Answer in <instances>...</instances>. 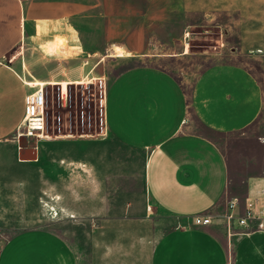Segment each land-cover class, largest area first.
<instances>
[{
	"label": "crops",
	"instance_id": "crops-1",
	"mask_svg": "<svg viewBox=\"0 0 264 264\" xmlns=\"http://www.w3.org/2000/svg\"><path fill=\"white\" fill-rule=\"evenodd\" d=\"M83 18L0 0V264H83L84 253L87 264H132V237L142 246L141 256L149 246L148 264H264V227L251 221L246 228L236 218L230 223L224 218L232 199L238 200L231 211L237 218L245 215L247 201L264 199V147L258 141L263 125L255 139V126L264 117V85L246 66L204 69L192 84L189 103L181 83L154 64L130 66L109 81L107 126L143 157V195L139 200L126 195L117 214L106 203L100 215L93 162L89 184L82 153L42 152L41 140L55 144L61 135L36 143L18 137L24 98L33 91L27 84L61 91L58 83L83 79V58L98 56L87 37L97 33L100 21L92 19L89 32ZM188 110L203 131L195 130ZM208 133L243 136L229 145ZM19 143L27 147L21 151ZM195 216H209L211 224L196 226ZM164 218L175 219L176 226L159 234L152 224ZM40 221L75 223V242L67 233L35 228ZM146 225L149 234H139ZM11 226L16 231L7 236Z\"/></svg>",
	"mask_w": 264,
	"mask_h": 264
},
{
	"label": "rangeland",
	"instance_id": "rangeland-1",
	"mask_svg": "<svg viewBox=\"0 0 264 264\" xmlns=\"http://www.w3.org/2000/svg\"><path fill=\"white\" fill-rule=\"evenodd\" d=\"M23 1L39 8L61 9L65 13L83 15L85 18L81 22L89 32L92 19L98 17L100 21V27L95 29L97 33L87 37V40H92L98 56L95 59L83 58L79 63L83 79L73 81L86 82L89 79L90 83L70 84L64 95L66 100L59 98L62 90L45 88L47 128L44 134L51 138L61 135V142L54 144L50 140L40 139L39 143L43 153H82V160L88 162L89 166L88 170L83 171L89 184L93 162V176L95 180L98 177L100 215L106 212V203L109 204V212L115 211L117 214L125 207L126 203H123L126 195L131 194L138 200L143 195L141 152L120 142L106 123V89L117 74L130 66H160L181 83L188 103L197 75L215 64L236 63L246 66L264 85V0ZM112 47L122 48L123 57L131 54L147 58L124 62L122 57L109 56L113 53ZM101 100L104 101L103 109ZM188 119L195 130L203 131L190 110ZM262 125L264 117L255 126L256 140ZM242 134L227 137L209 135L217 142L230 145ZM252 148L255 150V147ZM90 153L94 154L93 158ZM154 213L158 214L156 210ZM168 220L164 218L162 223L153 221L152 225L161 229L159 234H165L176 226L175 219ZM75 225L73 222L42 221L33 224L35 228L46 227L58 234L67 233L66 237L72 243L75 242ZM147 227L148 230L141 228L139 234H149ZM8 229L7 236L16 231L12 226ZM134 244L132 237V264H148L149 246L145 256H141L142 246ZM87 263L88 256L84 253L83 264Z\"/></svg>",
	"mask_w": 264,
	"mask_h": 264
},
{
	"label": "built area",
	"instance_id": "built-area-1",
	"mask_svg": "<svg viewBox=\"0 0 264 264\" xmlns=\"http://www.w3.org/2000/svg\"><path fill=\"white\" fill-rule=\"evenodd\" d=\"M31 87V85H28ZM62 92V91H61ZM66 93H61L60 99L66 100ZM45 88L33 87V91L28 93L24 98V115L18 126V137L27 139L40 140L47 137L44 133L47 128V117L45 114ZM102 106V100L100 101ZM64 106V105H63ZM102 111V110H101ZM258 141L264 147V132L258 137ZM260 195L264 196V189L260 190ZM261 199V198H260ZM238 205L237 199H232L228 202L227 213L224 215L227 223L233 219H237L238 224L249 228L251 221L256 222L258 228L264 227V199L249 200L246 202L245 215L242 218L234 217L231 213L232 209ZM192 223L196 226H206L211 224L209 216H195L192 218Z\"/></svg>",
	"mask_w": 264,
	"mask_h": 264
},
{
	"label": "bare ground",
	"instance_id": "bare-ground-1",
	"mask_svg": "<svg viewBox=\"0 0 264 264\" xmlns=\"http://www.w3.org/2000/svg\"><path fill=\"white\" fill-rule=\"evenodd\" d=\"M114 50V57H123L125 56L124 54V50L122 48H113ZM84 83H90V80L87 79L86 82L84 81H76V82H61V83H58L60 85V88L62 90L63 93H66L67 91V88H68V85L69 84H84ZM51 85H55L56 83H52L50 82ZM27 85H31V87H36V88H43L44 89V85H48L46 83H41V82H36V83H28Z\"/></svg>",
	"mask_w": 264,
	"mask_h": 264
},
{
	"label": "water",
	"instance_id": "water-1",
	"mask_svg": "<svg viewBox=\"0 0 264 264\" xmlns=\"http://www.w3.org/2000/svg\"><path fill=\"white\" fill-rule=\"evenodd\" d=\"M23 139H24V137H23ZM19 142H20V139H19ZM19 147H20V149H21V151H22V150H24V149L27 147V144H26V143H24V144L19 143ZM21 151L19 152V157H20V159H21V160H26V159H24V158L21 156ZM32 151L35 152L34 149H32ZM33 159H34V157H33Z\"/></svg>",
	"mask_w": 264,
	"mask_h": 264
}]
</instances>
